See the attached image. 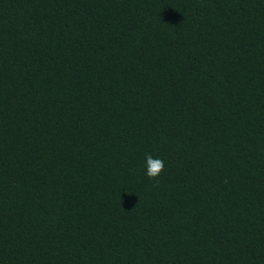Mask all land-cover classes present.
Here are the masks:
<instances>
[{
  "label": "trees",
  "instance_id": "trees-1",
  "mask_svg": "<svg viewBox=\"0 0 264 264\" xmlns=\"http://www.w3.org/2000/svg\"><path fill=\"white\" fill-rule=\"evenodd\" d=\"M0 264H264V0H0Z\"/></svg>",
  "mask_w": 264,
  "mask_h": 264
},
{
  "label": "clouds",
  "instance_id": "clouds-1",
  "mask_svg": "<svg viewBox=\"0 0 264 264\" xmlns=\"http://www.w3.org/2000/svg\"><path fill=\"white\" fill-rule=\"evenodd\" d=\"M146 172L145 174L155 180L164 170V161L159 157H154L151 153H145ZM156 183H159L157 180Z\"/></svg>",
  "mask_w": 264,
  "mask_h": 264
}]
</instances>
